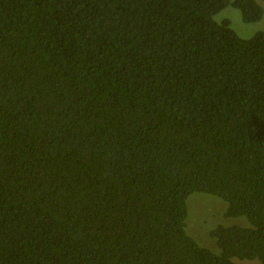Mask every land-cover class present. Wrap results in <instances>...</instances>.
Returning <instances> with one entry per match:
<instances>
[{
	"label": "trees",
	"instance_id": "trees-1",
	"mask_svg": "<svg viewBox=\"0 0 264 264\" xmlns=\"http://www.w3.org/2000/svg\"><path fill=\"white\" fill-rule=\"evenodd\" d=\"M261 1L0 0V264H264Z\"/></svg>",
	"mask_w": 264,
	"mask_h": 264
},
{
	"label": "rangeland",
	"instance_id": "rangeland-1",
	"mask_svg": "<svg viewBox=\"0 0 264 264\" xmlns=\"http://www.w3.org/2000/svg\"><path fill=\"white\" fill-rule=\"evenodd\" d=\"M259 3L263 2L257 0ZM214 19L221 21L228 19L231 22V27L243 38L252 37L256 32H264V15L258 21L244 22L241 12L231 5L223 8L218 12ZM188 216L186 219V231L189 235L194 237L201 245L208 246L214 251H219L215 239L209 235L210 229L218 224H238L248 225L249 222L245 217H225L224 210L226 203L213 195L205 193H192L188 199ZM237 260V259H235ZM241 264H260L258 259L239 260Z\"/></svg>",
	"mask_w": 264,
	"mask_h": 264
}]
</instances>
